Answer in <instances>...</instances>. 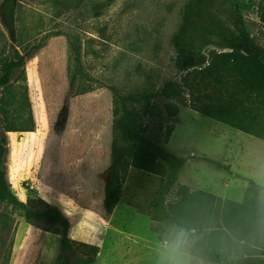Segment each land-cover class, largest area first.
Returning a JSON list of instances; mask_svg holds the SVG:
<instances>
[{
  "label": "rangeland",
  "instance_id": "obj_1",
  "mask_svg": "<svg viewBox=\"0 0 264 264\" xmlns=\"http://www.w3.org/2000/svg\"><path fill=\"white\" fill-rule=\"evenodd\" d=\"M9 1L0 0V56L16 49L32 52L26 59V83L19 84L28 86L35 120L32 131L5 133L6 173L13 192L25 203L58 208L71 223V244L81 255L96 256L95 264H180L184 253H191L179 229L132 216L139 213L152 221L149 213L163 183L160 176L130 166L123 142H117L114 151L109 87L135 92L188 78L174 66L173 39L189 0H13L14 18L8 23L4 6ZM263 4L220 0L213 10L232 26V13L242 7L250 33L264 47L259 13ZM66 33L81 41L87 79L69 74ZM37 44L41 49L32 50ZM224 83L197 90V96L184 91L178 100L153 99L160 114L145 120L150 133L187 159L167 195L169 201L187 187L243 202L248 180L264 185V142L195 110L196 99L198 105L216 102L214 88L219 95L227 94L230 87ZM167 105L177 108L175 116L167 115ZM113 160L124 177L122 206L115 216L103 207ZM146 242L164 245L162 258L133 260L134 252L145 253L136 245ZM60 253L59 234L27 222L13 207L0 203V264H55Z\"/></svg>",
  "mask_w": 264,
  "mask_h": 264
},
{
  "label": "trees",
  "instance_id": "obj_2",
  "mask_svg": "<svg viewBox=\"0 0 264 264\" xmlns=\"http://www.w3.org/2000/svg\"><path fill=\"white\" fill-rule=\"evenodd\" d=\"M219 1L189 0L182 8L181 25L173 39L174 66L188 75L181 84L168 79L158 89L148 87L135 92L109 87L113 95V148L115 151L117 142H123L132 168L162 178L163 186L149 216L152 221L177 227L184 235L186 252L213 264H264V186L248 180L243 202L187 187H181L177 199L169 201L167 195L178 182L187 159L168 150L145 124L146 119L160 114L153 102L155 96L178 100L184 91L197 96V90H207L213 83L224 86L228 81L227 94L219 95L214 88L216 102L198 105L196 99L195 110L264 142V47L250 33L243 8H235L230 26L213 10ZM259 11L264 24V4ZM4 16L12 23L13 0L4 6ZM65 37L71 78L87 79L80 39L72 33ZM40 49L37 44L32 50ZM31 53L22 54L16 49L11 55L0 56V203L13 207L27 222L61 236V253L55 264H95L96 256L81 255L71 244V223L58 208L21 201L7 178L5 133L29 132L35 127L28 86L19 84L21 80L26 83V59ZM166 110L170 117L177 113L172 105H167ZM123 187L124 177L113 160L103 201L107 215H112L122 201Z\"/></svg>",
  "mask_w": 264,
  "mask_h": 264
},
{
  "label": "crops",
  "instance_id": "obj_3",
  "mask_svg": "<svg viewBox=\"0 0 264 264\" xmlns=\"http://www.w3.org/2000/svg\"><path fill=\"white\" fill-rule=\"evenodd\" d=\"M121 206H122V202L119 203V205L116 207V210L114 211L112 216H115V214L118 212V210ZM125 208L127 209L128 213L132 212L128 206H126ZM132 216L138 220L140 219V220H144L145 222H149L150 224H153L154 226H159L161 224L160 222L146 221L147 217L143 214L136 213V214H133ZM132 227L133 228L131 231L133 232V229L135 230V228H134L135 225H132ZM132 237H134V235ZM136 246L141 247V250H143L145 253H139V256H136V252H134L135 254H132L133 260H137V258L139 257L140 262L143 263L151 257L156 258L155 260H157L159 257L162 258V256H163L162 252L164 249V245H151L150 243H147V245H136ZM184 254L185 255L183 256V262H181L180 264H211V263L206 262L205 260H202L198 257L191 255V254H188V253H184Z\"/></svg>",
  "mask_w": 264,
  "mask_h": 264
},
{
  "label": "clouds",
  "instance_id": "obj_4",
  "mask_svg": "<svg viewBox=\"0 0 264 264\" xmlns=\"http://www.w3.org/2000/svg\"><path fill=\"white\" fill-rule=\"evenodd\" d=\"M62 211H63V209H62Z\"/></svg>",
  "mask_w": 264,
  "mask_h": 264
}]
</instances>
